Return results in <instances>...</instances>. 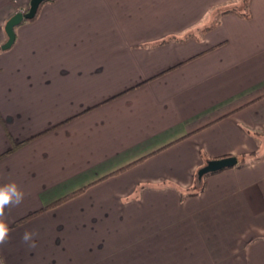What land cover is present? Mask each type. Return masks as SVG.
<instances>
[{
    "label": "crops",
    "instance_id": "obj_1",
    "mask_svg": "<svg viewBox=\"0 0 264 264\" xmlns=\"http://www.w3.org/2000/svg\"><path fill=\"white\" fill-rule=\"evenodd\" d=\"M29 3L0 0L4 264H264V0H52L1 50Z\"/></svg>",
    "mask_w": 264,
    "mask_h": 264
},
{
    "label": "water",
    "instance_id": "obj_2",
    "mask_svg": "<svg viewBox=\"0 0 264 264\" xmlns=\"http://www.w3.org/2000/svg\"><path fill=\"white\" fill-rule=\"evenodd\" d=\"M44 1L47 0H30L29 6L26 10L17 12L9 18L4 27L7 40L3 45H1V50H7L12 46L15 40L14 28L25 20L33 19L39 9L40 4ZM236 164L237 158L234 156L210 160L205 166L198 170L197 175L201 178L206 174L217 172L224 168L232 167Z\"/></svg>",
    "mask_w": 264,
    "mask_h": 264
},
{
    "label": "clouds",
    "instance_id": "obj_3",
    "mask_svg": "<svg viewBox=\"0 0 264 264\" xmlns=\"http://www.w3.org/2000/svg\"><path fill=\"white\" fill-rule=\"evenodd\" d=\"M24 199V193L21 191L15 182L7 183L0 186V245H4L10 234V228L3 219L5 208L10 205H19ZM36 233L25 232L22 236V241L29 244L30 247H35L34 236ZM0 264H4L0 259Z\"/></svg>",
    "mask_w": 264,
    "mask_h": 264
},
{
    "label": "trees",
    "instance_id": "obj_4",
    "mask_svg": "<svg viewBox=\"0 0 264 264\" xmlns=\"http://www.w3.org/2000/svg\"><path fill=\"white\" fill-rule=\"evenodd\" d=\"M48 1H52V0H47V1H44L43 3H41L40 6H39L38 11H37V13H36V15L34 16V18L31 19V20H25V21H33V20L36 18L37 14H38V12H39V10H40V7H41L44 3L48 2ZM250 1H251V0H242V2H243V7H242L241 9L232 8V9H229V10H225V11H221V12H219V15H223V14H226V13H234V14L238 15V16L241 17V18L249 19V18L251 17L250 9H249V8H250ZM215 24H216V22H215L214 24H211V25L208 26L207 28H204L203 31L210 30ZM191 36H192V35L188 34V35H186L185 37L180 38V39H178V40L185 41V40H187L188 38H190ZM250 156H251V155H248V156H241V157L239 158L240 164L245 163V162L247 161V159H248ZM140 160H141V159H140ZM134 163H136V162H134ZM134 163H131V164H129L128 166H126V167H124V168H122V169H125V168H127V167L133 165ZM120 170H121V169H120ZM118 171H119V170H118ZM116 172H117V171H116ZM197 177H198V176H197ZM197 180H198V182H197V186H192V188H190V191H188L186 195H193V194H196V193H198L199 190L202 188L201 178L199 177V179H197ZM83 189H84V188L78 189V190H76V191H74V192H72V193H70V194H68V195H66V196H63L62 198H59L58 200H56V201L52 202L51 204H49L48 206H46L44 209L49 208V207H53V206H55V205H57V204H59V203H61V202L66 201L67 199H69V198H71V197H73V196L79 194L80 192H82Z\"/></svg>",
    "mask_w": 264,
    "mask_h": 264
},
{
    "label": "rangeland",
    "instance_id": "obj_5",
    "mask_svg": "<svg viewBox=\"0 0 264 264\" xmlns=\"http://www.w3.org/2000/svg\"><path fill=\"white\" fill-rule=\"evenodd\" d=\"M20 12V11H19Z\"/></svg>",
    "mask_w": 264,
    "mask_h": 264
}]
</instances>
